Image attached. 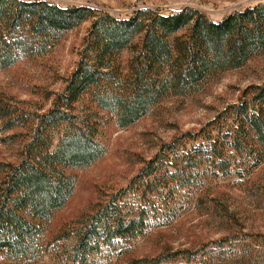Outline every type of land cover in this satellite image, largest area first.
<instances>
[{
	"label": "trees",
	"instance_id": "1",
	"mask_svg": "<svg viewBox=\"0 0 264 264\" xmlns=\"http://www.w3.org/2000/svg\"><path fill=\"white\" fill-rule=\"evenodd\" d=\"M89 20L76 69L52 109L39 117L24 161L3 166L0 257L21 260L38 254L41 224L64 208L75 191L76 178L68 172L87 169L106 155L99 140L103 119L128 128L167 98L187 97L264 53V2L213 22L190 8L170 15L140 9L116 19L86 6L0 0V70L45 56L66 33ZM126 51L132 57L123 65ZM249 95L199 133L191 150L176 141L165 145L132 185L81 221L72 234L77 260L84 264L93 253L113 250L165 224L171 215L155 204L163 201L161 196L169 199L204 176L241 174L247 166L259 165L264 158V86ZM82 98L90 105L84 116L75 113ZM0 115L10 116L2 109ZM17 124L8 122L5 128ZM174 156L177 164L170 160ZM242 163L248 165L242 169Z\"/></svg>",
	"mask_w": 264,
	"mask_h": 264
},
{
	"label": "rangeland",
	"instance_id": "2",
	"mask_svg": "<svg viewBox=\"0 0 264 264\" xmlns=\"http://www.w3.org/2000/svg\"><path fill=\"white\" fill-rule=\"evenodd\" d=\"M27 1H46L61 8L86 6L116 19L129 18L140 9L170 15L190 8L213 22L264 2ZM91 22L66 33L45 56L26 58L0 70V109L10 114L6 118L0 115V180L7 170L3 166H18L24 161L39 117L49 112L64 92L80 60ZM131 57L132 51H126L120 60L126 65ZM259 86H264V53L239 69L211 79L187 97L167 98L128 128L120 129L108 118L103 119L99 140L106 147V155L87 169L68 172L76 178L75 191L64 208L41 224L38 254L21 260L0 257V264H82L74 256L76 241L72 235L79 223L112 195L132 185L165 145L176 141L191 150L199 133L210 129L230 106L249 100V92ZM87 102L82 98L77 104V115H88ZM13 121L18 124L7 130L6 124ZM175 159H170L173 164L178 162ZM237 161L241 159L237 157ZM244 165L248 164L242 163V169ZM244 169L241 174L204 176L192 186L172 192L169 199L161 196L163 201L158 199L155 204L163 207V214L171 215L165 224L154 225L147 234L120 243L113 250L93 253L84 264H264V158L259 165Z\"/></svg>",
	"mask_w": 264,
	"mask_h": 264
}]
</instances>
